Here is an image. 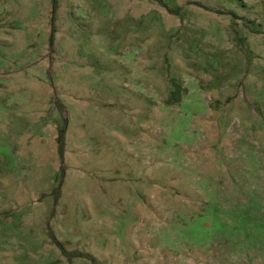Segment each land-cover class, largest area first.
Masks as SVG:
<instances>
[{"label": "rangeland", "instance_id": "1", "mask_svg": "<svg viewBox=\"0 0 264 264\" xmlns=\"http://www.w3.org/2000/svg\"><path fill=\"white\" fill-rule=\"evenodd\" d=\"M0 115V264H264V0H0Z\"/></svg>", "mask_w": 264, "mask_h": 264}, {"label": "crops", "instance_id": "2", "mask_svg": "<svg viewBox=\"0 0 264 264\" xmlns=\"http://www.w3.org/2000/svg\"><path fill=\"white\" fill-rule=\"evenodd\" d=\"M25 85L32 87L37 86L40 88L42 87L41 82H37L35 80H31ZM48 86V84L45 86L47 89L46 95L39 94L36 96L30 94V97L28 95L26 100H24L26 106L21 110L22 112H18L11 117V122H8V120H6V123L1 122V125L3 124L6 128L9 123L13 128L10 131H5L6 138L9 137L11 140V138L13 139L19 136L16 140H18L20 146V156L25 161L61 162L66 157V140H64L63 146L59 141L61 132L59 128V121L57 118H46L43 113V111L51 104ZM39 92H41V90ZM1 116L2 115H0V121H2ZM20 118L27 121L22 124L19 120ZM38 126L41 127V130L36 132L35 128ZM64 135L66 138L67 133Z\"/></svg>", "mask_w": 264, "mask_h": 264}, {"label": "trees", "instance_id": "3", "mask_svg": "<svg viewBox=\"0 0 264 264\" xmlns=\"http://www.w3.org/2000/svg\"><path fill=\"white\" fill-rule=\"evenodd\" d=\"M54 32H55V27L53 26V28H52V36H51V40H52L51 43L53 42Z\"/></svg>", "mask_w": 264, "mask_h": 264}]
</instances>
